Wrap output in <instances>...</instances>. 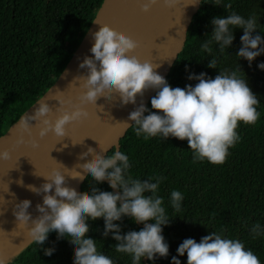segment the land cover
I'll list each match as a JSON object with an SVG mask.
<instances>
[{"label":"clouds","instance_id":"obj_1","mask_svg":"<svg viewBox=\"0 0 264 264\" xmlns=\"http://www.w3.org/2000/svg\"><path fill=\"white\" fill-rule=\"evenodd\" d=\"M157 2L144 0L140 11L147 12ZM162 2L164 7H172L176 0ZM199 3L201 0H191L190 4ZM222 3L223 0H212L211 5L217 7ZM223 7L230 8V0L223 3ZM209 23L211 32L200 44L204 53H212L213 44L224 52L232 44L234 31L242 30L240 47L235 55L251 67L253 60L264 54V40L261 34H254L258 22L252 16L245 18L232 11L225 16H213ZM91 40L88 49L91 55L78 64L79 68L85 69L79 77L82 91L78 93V103L61 107L57 110L59 114L50 121L49 107L41 102L31 117L40 122L38 136L50 131L56 137H64L67 123L87 116L81 105H96L101 97L109 101L113 95L121 106L135 105L137 97H143L151 89L155 92L149 100L151 110L141 102L123 123L129 126L130 121L137 137L160 136L186 141L188 149L192 150L193 161L206 160L219 165L225 161L228 149L240 139L236 132L238 122L254 125L259 117L258 98L248 86L245 75L243 79L238 75L242 72L238 64L236 70L224 69L212 78L204 72L189 73L187 79L196 81L194 85L171 87L154 71L157 65L141 62L131 54L137 48V42L130 37L116 33L106 24H99L98 29L91 32ZM216 64L213 56L206 67L216 69ZM256 67L264 71V62L257 63ZM22 125L27 129L25 122L22 121ZM89 156L93 157L90 162ZM7 158L8 153L0 151V159ZM79 159L85 162L71 170L63 165V172L53 167L42 176L43 182L39 186L25 185L28 191L41 196V202L35 205L37 215L34 217L27 211L31 203L28 199L13 205L12 214L20 226L26 227L28 237L43 245L48 234L54 232L57 240L67 241L73 249L72 264H113L110 257L98 250L97 240L87 235L89 222L102 220L101 236L110 235L115 241L111 245L115 252L128 254L132 264H141L142 258L153 262L156 258L167 257L169 246L162 235V227L169 224L170 218L162 204L163 197L157 194L162 177L134 178L129 173V157L118 149L111 155L101 156L88 148ZM66 176L78 181L90 177L95 185L107 182L111 191L93 186L80 195L67 184ZM182 198L180 191L173 189L170 192L174 210L181 209ZM124 218L142 227L122 233ZM249 233L255 239L264 234V229L255 223ZM54 251V247L43 248L45 256ZM181 256H186L185 264H260L258 257L245 248L242 241L222 237L215 231L208 232L199 242L193 238L184 239L177 246L170 264H181L178 258Z\"/></svg>","mask_w":264,"mask_h":264},{"label":"trees","instance_id":"obj_2","mask_svg":"<svg viewBox=\"0 0 264 264\" xmlns=\"http://www.w3.org/2000/svg\"><path fill=\"white\" fill-rule=\"evenodd\" d=\"M104 0H0V136L26 111L57 79L67 61L77 49ZM229 0H223L228 3ZM212 0H202L188 28L186 40L166 76L171 87L183 88L189 73L204 72L208 78L217 72L237 69L256 94L259 117L254 125L238 122L240 139L228 149L222 164L206 160L193 161L192 150L186 141L160 136L144 139L135 135L132 126L119 141V150L129 157V173L137 179L162 177L158 195L169 216V224L162 227L168 244V256L146 259L141 264H170L177 246L186 238L199 242L210 231L222 237L243 242L264 264V234L255 239L249 229L259 223L264 229V71L257 63L264 62V54L255 58L251 67L235 54L240 47L242 30L234 31L232 44L220 52L213 44L212 53H204L200 44L211 32L213 16H225L232 11L257 20V33L264 40V0H230L231 7H217ZM216 57V69L206 67ZM187 68V70H186ZM146 108L150 109L149 100ZM116 149L107 153L111 155ZM154 182V180L152 181ZM111 191L107 182L99 185L86 178L78 193L83 195L91 187ZM182 193L181 209L170 204V192ZM140 224L124 218L121 232L139 230ZM89 235L97 240L98 250L113 260V264H132L128 254L117 253L111 246V236L102 237L103 221L89 222ZM54 247L50 256L43 248ZM185 264L186 256L178 257ZM73 249L65 240H57L49 233L43 245L31 242L7 264H72Z\"/></svg>","mask_w":264,"mask_h":264},{"label":"water","instance_id":"obj_3","mask_svg":"<svg viewBox=\"0 0 264 264\" xmlns=\"http://www.w3.org/2000/svg\"><path fill=\"white\" fill-rule=\"evenodd\" d=\"M143 2L104 0L57 79L0 136V151L8 153L7 159H0V261L3 264L11 261L32 242L26 227L20 226L12 214L15 203L28 199L31 203L27 211L33 217L37 215L35 205L41 202V196L28 191L25 185L39 186L43 182L42 176L47 175L53 167L63 172V166L71 170L77 164L84 163L79 155L88 148L101 156L114 148L119 150V141L131 126L130 121L129 126L123 123L127 121L129 112L141 102L146 107L155 94L154 90L149 89L143 97H137L135 105L124 106L120 105L115 95L109 101L101 97L96 105H81L87 116L67 123L64 137H56L50 131L38 136L40 122L31 117L41 102L49 107L47 116L50 121L59 114L57 110L61 107L78 103V93L82 91L79 77L85 72L78 64L85 56L91 55L88 52L92 43L91 32L97 30L99 24H106L116 33L135 40L137 48L131 54L141 62L157 65L154 71L166 79L201 4L194 6L190 4L191 0H176L172 7H164L162 0H158L147 12H141ZM22 121L27 124V129ZM92 159V156L88 157L89 162ZM65 179L77 193L85 181L67 176Z\"/></svg>","mask_w":264,"mask_h":264}]
</instances>
